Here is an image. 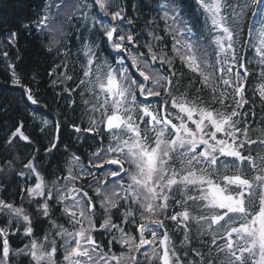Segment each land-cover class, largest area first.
I'll return each instance as SVG.
<instances>
[{
    "label": "snow or ice",
    "instance_id": "snow-or-ice-1",
    "mask_svg": "<svg viewBox=\"0 0 264 264\" xmlns=\"http://www.w3.org/2000/svg\"><path fill=\"white\" fill-rule=\"evenodd\" d=\"M160 7L164 35L149 31L143 45L133 35L127 0H58L54 8L53 2H47L35 20L23 25L29 34L35 31L51 37L48 45H41L48 55L60 46L65 22L71 19L82 20L81 28L89 36L99 33L100 44L85 40L80 31L77 39L85 42L77 50V59L80 53L84 59L74 75H68L66 61L49 72L51 76L65 68L59 77L60 99L67 101L71 113L62 120L41 119L36 133L52 137L46 156L67 154V168L58 165L51 171L56 177L51 186L48 173L37 163L40 146L27 134L28 126L14 121L0 128L4 133L0 135V172L23 178L22 201L26 194L29 207L36 204L33 215L23 204L18 207L0 198V264H20V257L28 264H124L125 259L143 264L140 254L145 246L151 249L144 253L149 264H217L221 256L219 264H264V151H260L264 150V127L253 130L248 117L255 112L244 111L250 103L248 82L255 75L261 83L254 95L258 93L264 106V0H166ZM133 9L139 11L135 5ZM200 14L205 23L211 20V29L205 33H198L193 20ZM61 16L63 20L58 19ZM4 23L0 20V25ZM123 27L129 29L127 35ZM208 36L212 39L205 43ZM18 39L19 33L10 31L7 44L14 47ZM253 48L259 73L250 71L253 62L247 51ZM57 55L70 53L58 51ZM2 59L9 61L7 68L25 107L39 106L41 93L32 85L37 73L25 83L16 71L22 57L13 62L4 51ZM69 83L76 86L69 88ZM77 93L80 101L75 99ZM81 103L87 127L84 115L77 123ZM260 124L264 126V120ZM32 128L35 132L36 125ZM65 128L81 143L90 139V147L96 150L77 155L68 144L61 150ZM254 131L260 132L256 139ZM21 147L31 149V157H21ZM85 155L87 164L82 159ZM21 164L23 169L17 172ZM60 219L67 225L56 222ZM42 220L51 227L38 238L35 228ZM168 224L184 232L182 246L189 245L195 224L199 232L211 236L210 244L200 245L208 252L190 249L193 258L189 260L188 248L173 245ZM100 233L111 236L107 250L96 239ZM14 236L29 243L13 250ZM117 243L129 250L127 257L112 253ZM61 251L64 255L59 260Z\"/></svg>",
    "mask_w": 264,
    "mask_h": 264
},
{
    "label": "trees",
    "instance_id": "trees-1",
    "mask_svg": "<svg viewBox=\"0 0 264 264\" xmlns=\"http://www.w3.org/2000/svg\"><path fill=\"white\" fill-rule=\"evenodd\" d=\"M47 2H53V8L55 7V2L58 0H0V20L6 21L3 25H0V128L3 127L5 123L18 122L23 121L28 126L29 135L33 136V138L37 141L40 146V159L37 161L38 164L42 165L41 171L48 173L46 179L49 182V186H51V181L55 180L56 177L52 176L50 173L52 170H55L58 165H64L65 169L67 165L65 161L67 159V154L61 152H57L53 156H46L45 149L50 146L49 142L51 140V135L45 133L43 135L37 136L36 133H39L41 126V119H48L50 121H57L64 119L65 115H71L69 112V108L67 107V101L65 99H60V96L63 94V86H61V80L59 79L60 74L65 72L64 67H60L55 75H49V72L56 68V65H60L62 61L69 62L68 75H74V69L79 67V64L83 61V53H80L79 59H77V50L80 48L81 44L85 41L78 40L77 37L80 34V31H83L85 40H92L96 44H100V35L96 33L94 36H89V33L86 28L82 29L81 25L83 21L80 20L78 22L77 19H71L65 22L64 33L65 35L61 39L60 46L56 51H53L51 55H48L41 45H48L50 43L51 37L45 36L41 37L36 35L35 31L32 34L23 27L25 23H28L31 20H35L38 13H40L44 4ZM84 2V0H81ZM124 0H117V3H122ZM166 0H127L128 9H127V18L133 19L134 33L133 35L139 36L138 44L143 45L145 41L149 39L147 33L149 31H153L157 36H163L165 29V23L162 19L164 16V10L159 8V4H164ZM133 5H135L139 11H134ZM65 11L64 9L61 10ZM87 11V9H86ZM111 11H115V8L109 10L108 19H110ZM79 16V13H76ZM97 17L100 16V13H96ZM250 16V14H249ZM188 18V17H185ZM59 20H63L64 17L61 16L58 18ZM193 20L196 25V30L198 33H205L211 29V20L209 19L207 23H205L203 14H200L198 17H193ZM147 22H152L149 27H145ZM89 26L92 24V20L88 21ZM10 31H16L19 33L18 43L14 47H10L7 44V37ZM122 32L127 35L129 33V29L127 27L122 28ZM245 38H247V25L245 24ZM212 39L211 36H208L205 40V43H208ZM155 43V42H153ZM255 43V42H254ZM103 50L104 46L100 45ZM167 47L169 53H171V38H167ZM141 51H146V49L141 48ZM8 51L9 60L16 62L18 56L22 57V59L17 63L16 71L18 74L23 75L24 82L28 83L29 80L32 79L33 73H37L35 81H32L33 90L41 93L40 104L31 105L30 107H25V99L22 98L20 90L13 83L12 73L7 68V64L9 61H5L2 59L3 52ZM68 51L70 53L69 56L57 55V52ZM243 54V50H241ZM103 51L101 55H103ZM247 57L249 60H252V66L250 71H254L259 73V67L256 64L255 58V49H249L247 51ZM176 65L179 68L180 62L177 59ZM36 81H39L37 84ZM79 80H76L78 83ZM189 81L186 79L184 84L187 85ZM261 83V80L258 78V75L252 77V79L248 82V92L247 98L249 99V105L244 109V111L252 112L254 110L255 115H249L248 123L251 124L253 130L260 129L264 127L260 124L261 120H264V106H262L261 101L259 99L258 93L254 95V89L258 84ZM75 83H69L67 87L73 88L75 87ZM196 87H199V83L196 84ZM183 90V89H182ZM194 91V89H193ZM209 91V90H205ZM88 97H85L87 99ZM75 99L77 101L81 100L79 93L76 94ZM210 99V97H208ZM39 107V112L35 110ZM33 115H36L37 119L33 120ZM77 123H79V119L82 115H84V105L81 103L80 107L76 112ZM90 115V113H89ZM85 127H87L88 116L84 115ZM253 121H255L253 123ZM36 125L35 132L33 131L32 125ZM3 132H0V135H3ZM91 135V134H89ZM63 143L60 144V149L63 150L65 144H68L69 151L74 152L77 155H81L83 153L94 152L95 147H90L92 141L89 139L87 142L81 143L80 140H77L76 134L73 135L68 134V129L65 128L63 133ZM260 136L259 131H254L252 138L256 139ZM3 142L0 141V144ZM105 144L107 141L105 140ZM264 151V150H260ZM32 150L26 147H21L18 149V153L21 157L28 156L31 157ZM84 163L87 164V156H82ZM23 169V165L17 166V172ZM67 174V171L63 173ZM57 175H61V173L57 172ZM35 181L31 182V185H34ZM64 181L61 180L60 184H63ZM28 185V186H31ZM25 186V180L23 178H18L15 173L9 172L5 170L4 172H0V198L7 200L8 202H14L16 206L23 207L29 213L36 215L35 209L36 204H32L29 207V202L27 199V195L22 201L20 196V187ZM78 186V185H77ZM72 187L71 185L68 186ZM6 188V190H4ZM99 212V210H98ZM59 215V213H57ZM119 216V213L116 214ZM99 219H103V213L100 212ZM55 219V217H53ZM114 221L119 223V220H116L114 217ZM59 224L67 225V221L65 219H60L56 221ZM139 222V221H137ZM3 225L0 224V227ZM51 225L48 220H42V222H38L36 224L35 232L38 238H42L44 231L49 229ZM167 228L169 230V234L173 245L176 249L188 248L189 255L188 259L191 260L193 258L190 249H200V245L204 242H208L210 235L202 234L197 230V226L195 224L192 225L191 230V240L189 245H183L182 241L184 240V232L178 230L176 225L168 224ZM58 231V229H57ZM129 234H131V228L127 230ZM23 232V229H21ZM119 235L118 233L116 234ZM98 242L103 243L105 246V250H107L108 240L111 239V236H107L103 233H100L96 237ZM22 241V243H21ZM63 243V241H59ZM29 240L23 239L22 236H14L11 241V246L13 250L22 248L25 244H28ZM138 243V241H137ZM210 244V243H209ZM204 253L208 252L207 248L200 249ZM112 253L116 255L124 254L125 257L129 255V250L127 248L122 247L119 243H117L112 248ZM144 250L140 254V259L143 261V264H149V260L145 259ZM148 253V252H147ZM64 252L61 251L60 256L57 258L59 260L63 259ZM132 255H135L133 252ZM180 256H184V251H179ZM258 259V253L257 257ZM224 257L221 256L217 260V264H219L220 260H223ZM20 264H28V260L24 257H20ZM124 264H131L130 260L125 259ZM157 264L159 262L157 261Z\"/></svg>",
    "mask_w": 264,
    "mask_h": 264
},
{
    "label": "rangeland",
    "instance_id": "rangeland-1",
    "mask_svg": "<svg viewBox=\"0 0 264 264\" xmlns=\"http://www.w3.org/2000/svg\"><path fill=\"white\" fill-rule=\"evenodd\" d=\"M257 27H258V25H257Z\"/></svg>",
    "mask_w": 264,
    "mask_h": 264
}]
</instances>
